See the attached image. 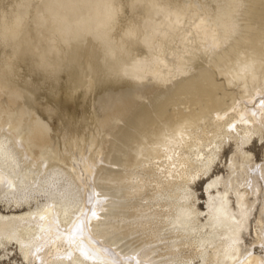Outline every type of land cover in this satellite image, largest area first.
Returning <instances> with one entry per match:
<instances>
[{
	"label": "bare ground",
	"instance_id": "bare-ground-1",
	"mask_svg": "<svg viewBox=\"0 0 264 264\" xmlns=\"http://www.w3.org/2000/svg\"><path fill=\"white\" fill-rule=\"evenodd\" d=\"M0 3L12 6L0 12L3 30L25 8ZM113 6L122 16L113 43L78 39L84 47L75 53L99 62L106 81L86 77L74 101L62 94L36 111H0V260L264 264V160L247 148L264 143V0ZM39 37L22 26L0 41V59ZM34 51L25 48L24 62ZM45 66L39 80L32 70L18 79L30 106L39 92L78 86L79 69ZM118 82L126 90L113 119L103 111L108 89L95 86ZM91 192L101 201L94 209Z\"/></svg>",
	"mask_w": 264,
	"mask_h": 264
},
{
	"label": "rangeland",
	"instance_id": "rangeland-1",
	"mask_svg": "<svg viewBox=\"0 0 264 264\" xmlns=\"http://www.w3.org/2000/svg\"><path fill=\"white\" fill-rule=\"evenodd\" d=\"M34 1H35V3L36 2L37 3L35 4ZM19 4H21L25 9L23 11L19 12V14H17V16H15L16 20H21L23 27H30L31 29L35 30V32H37L38 36H40V37L38 38V41H36V42L28 41V43H27L26 41H24V44H22V45L21 44L13 45L14 48L12 47V49H11L12 51L10 52V55L7 58L9 60H11V58H13V56H14V58L12 60H13V62L15 60L16 61L14 63L12 62V60L10 61L14 65H12L9 62V60H7L6 55H5L4 58L0 59V83H1L0 84V100H2V98L3 99L7 98V99L10 100L9 101L10 103H8V106L6 105L4 107V104H2V106L4 108L1 107V103H0V111L1 112L5 113L8 116L11 115V117H12L14 115H18V112H19L20 108H22L23 110H26V111H36L42 105H54L55 104L54 98H56V97H58L59 95H62V94H64L65 97L69 99V101H74V99L77 97V95L81 91L82 84L86 80V77L88 78L90 75L96 76L97 79H99L101 81H106L105 72L101 69V66L99 68L97 67L98 65H100L99 62H94L93 59L90 56H87L85 58H81V59L77 60L76 54L79 51V48H83L84 47L83 42H79L78 39L73 38V39H67L68 42L64 43V40L66 38H64L61 35H59L52 28L51 24L46 23L45 19H42L41 16H42V13L44 12V8H43L44 6L42 5V3H40V0H19ZM40 6H42V7H40ZM11 8H12V6H9V4L0 3V12H4V11H6L8 9H11ZM37 12H38V14H37ZM120 17H122V16H117L118 20L121 19ZM51 29H53V30H51ZM45 31H46V33H45ZM46 35H48V36L46 37ZM51 37H53V39H51ZM41 38H42V40H41ZM44 38H46L48 41L46 39H44ZM52 43L56 44L55 48H52ZM28 45H33L34 49L37 52L34 51L35 53L33 52L34 54L32 55V58L29 59V61L27 60L26 62H24L25 60L23 59L24 57H22V53L25 50V48L28 47ZM37 45H38V47H37ZM54 49L56 50V52L54 51ZM38 52H40V53H38ZM49 54H50V56H49ZM4 59H6V60H4ZM21 59H23V61ZM47 61H49V62H47ZM9 63H10V65H9ZM52 63L58 64L59 72H66L71 67H74L75 69H79V72L80 71L81 72H80L79 78H78L79 82H77L78 86L77 87H73V89H71V90H67L64 87V88H62L61 90L57 91L55 94H53L51 96L49 94L45 93V92H43V93L39 92L35 96V102H36L37 106H35V107L34 106H30V104L27 103L28 102L27 101L28 98L23 93V89L18 86V79H19L20 75L24 74L26 71H31L32 70L34 74L36 73L35 74V80H39L40 76H43V74H46V72L50 71V69H47L49 67H46L45 65H49V64H52ZM78 66H79V68H77ZM84 66H87V67H84ZM34 68L36 69V71H35ZM86 69H88V71ZM41 70L43 71L42 73H41ZM84 70H85V73H84ZM2 74H4V77H1ZM121 83H119V82L117 84L113 83L110 86L106 85L108 88L106 86L102 85V84H99V83L95 86V90H96L97 93H100L102 91L104 92L105 91L104 89H108L109 93H108L106 101L104 102V106H103L104 110L103 111H104V113H105V111L108 112L113 119H115V118L117 119L118 118L117 114H119L118 112L120 111L119 110L120 108L117 109L118 105H117L116 101L118 100L120 95L124 93V90H126V85L124 83H122V84ZM1 85H3V86H1ZM12 89L16 93L12 92ZM10 91H11V94H10ZM18 92H19V94H18ZM3 95H5V98H4ZM1 96H3V97L1 98ZM10 96H12V97H10ZM11 98H13V99H11ZM40 98H42V99H40ZM15 99H16V101H15ZM16 104H17V106H16ZM11 106L13 108H11ZM7 111H8V113H9V111H11V112L8 114ZM13 112H15L16 114L13 113ZM103 129H105V128H103ZM261 144H262V142L256 140L253 143L250 142L248 144V146H247V148L251 147L253 149V152H254L255 157H256L255 159H257V161H263L264 160L263 159L264 158V143L262 145ZM227 148H228V146L225 149L226 150L225 151L226 156L228 154V149ZM214 165H216V164H214ZM220 169H222V167L219 166V169L217 168L216 170L219 171ZM197 180H198V178L195 180V182ZM195 182L193 183L194 186L197 183V182L196 183ZM203 185H204L203 180H200L197 183V185L195 186L200 194H201L202 191H204L205 187ZM198 203L200 205H202V206L205 205L203 203L202 199H200L198 201ZM16 260L17 261H16L15 264H20L21 263V259L19 258V256L16 257ZM0 264H10V263L8 262V260H0Z\"/></svg>",
	"mask_w": 264,
	"mask_h": 264
},
{
	"label": "clouds",
	"instance_id": "clouds-1",
	"mask_svg": "<svg viewBox=\"0 0 264 264\" xmlns=\"http://www.w3.org/2000/svg\"><path fill=\"white\" fill-rule=\"evenodd\" d=\"M44 6L42 18L67 39L91 38L101 46L113 43L112 33L119 9L113 0H40ZM22 27L16 20L0 30V41L15 38Z\"/></svg>",
	"mask_w": 264,
	"mask_h": 264
},
{
	"label": "snow or ice",
	"instance_id": "snow-or-ice-1",
	"mask_svg": "<svg viewBox=\"0 0 264 264\" xmlns=\"http://www.w3.org/2000/svg\"><path fill=\"white\" fill-rule=\"evenodd\" d=\"M97 197H99L98 193H95V192L89 193L87 203L89 205H92L93 209L95 208L96 204H99L101 202L100 199H95V203H94V198H97ZM87 213H88V209L86 208L85 212H84V215L86 217H87ZM91 217L92 218H98V213L95 210H92L91 211Z\"/></svg>",
	"mask_w": 264,
	"mask_h": 264
}]
</instances>
